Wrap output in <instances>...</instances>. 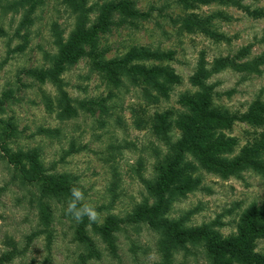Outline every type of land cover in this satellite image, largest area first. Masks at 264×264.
Returning <instances> with one entry per match:
<instances>
[{
	"label": "rangeland",
	"instance_id": "rangeland-1",
	"mask_svg": "<svg viewBox=\"0 0 264 264\" xmlns=\"http://www.w3.org/2000/svg\"><path fill=\"white\" fill-rule=\"evenodd\" d=\"M19 1L0 0V264L162 261L160 232L145 222L121 224L111 244L95 233L92 225L87 226L85 233L95 248L91 253L88 243L74 238L76 218H72L68 203L42 195L39 184L26 181L18 165L8 160V154L19 150L35 153L47 173L67 175L76 191L82 193L77 198L84 210L89 216L95 214L92 221L96 225L109 215L123 218L142 202L152 204L155 197L144 180L154 182L155 167L167 151L154 133V114L169 111V135L176 141L181 129L173 121L186 110L178 101L179 95L200 89L190 81L200 60L209 68L214 58L233 56L246 45H250L249 52L242 60L264 54V16L254 17L234 4L217 1L185 9L179 0H127L144 16L129 17L121 25L98 32L95 42L85 46L87 54L61 74L76 113L59 119L56 86L28 76L26 70L49 66L47 55L57 50L52 27L56 23L67 37L74 15L62 0H29L15 9ZM117 1L88 0L94 7L90 23L96 21L101 4ZM239 1L264 12V0ZM189 12L213 14L211 29L225 34L228 40L185 29L178 22ZM114 15L115 19L119 17ZM141 45L172 51L170 58L141 61L145 67L167 66L179 77V82L171 84L168 96L149 88L141 74L134 84L119 71L116 83L105 68L112 59L118 60L133 46ZM259 69L240 72L227 67L204 80L210 86L211 105L236 116L229 126H216L225 137L236 140L228 157L254 143L264 131V125L242 119L256 100L264 101V64ZM77 101L88 103L87 108ZM41 128L56 130L41 132ZM185 155L195 165L187 174L197 178L196 184L184 194L170 195L164 216L182 219L186 227L211 226L221 237L237 235L246 208L264 203V177L251 169L222 176L201 165L190 153ZM44 203L51 209L49 218L43 217ZM255 250L264 255V238L256 239ZM171 264H211L204 241L174 251Z\"/></svg>",
	"mask_w": 264,
	"mask_h": 264
},
{
	"label": "trees",
	"instance_id": "trees-1",
	"mask_svg": "<svg viewBox=\"0 0 264 264\" xmlns=\"http://www.w3.org/2000/svg\"><path fill=\"white\" fill-rule=\"evenodd\" d=\"M29 0H20L15 3L23 5ZM74 15V25L67 37L54 23L52 30L54 43L57 50L49 56V66L44 68L27 69L26 74L40 82L49 81L56 86V108L59 119L69 118L75 115L76 109L73 99L63 87L61 74L68 66L74 64L87 54L85 46L95 42L98 32H106L111 25H121L128 18L144 16L133 9L127 0L103 3L98 8L96 21L91 24L89 15L94 7L88 4V0H62ZM234 4L248 14L257 17L264 16L262 9H250L239 0H179L185 9L193 8L197 4H209L212 2ZM114 13L119 17L114 18ZM221 16L222 13H219ZM213 14L199 16L189 12L179 20V24L185 29L199 30L210 37L228 40V36L211 29L210 21ZM28 21V20H27ZM250 45L241 47L233 56H219L213 59L209 68L199 62V68L190 78L192 84L199 86L195 93H181L178 101L186 108L177 114L173 123L181 129V135L176 141H171L169 130L172 121L169 111L155 113L152 127L154 133L167 146V151L158 161L156 178L154 182L144 180L147 189L155 197L152 204L142 202L134 207L133 211L123 218L109 215L101 225H96L84 210V206L75 195V184L65 174L47 173L37 159L35 153L19 150L9 152L8 160L18 165L24 179L30 183H38L41 194L54 196L58 201H65L69 205L72 218L75 219V240L89 244V251L95 252L94 245L87 236L86 227L92 225L95 233L99 234L108 243L114 231L121 224H137L145 222L152 229L160 232L159 251L162 261L155 264H171L172 253L178 249H187L188 243L203 240L207 254L210 256L211 264H264V255L255 250V241L264 238V203L261 205L251 204L242 213L241 226L237 235L221 237L219 232L208 225L186 227L182 219H170L164 216L168 210L170 195H181L194 188L196 179H191L187 171L194 170L195 165L187 160L185 153H190L201 165L208 170L218 172L222 176L229 174L237 175L241 170L251 169L264 177V131H262L254 143L243 146L239 153L228 157L234 150L236 140L233 137H225L218 132L216 126L225 127L231 124L232 117L226 112H220L218 108L211 105L210 86L204 80L211 74L221 69L230 67L240 72H259V66L264 64V54L251 60H242L249 52ZM172 51L150 49L143 45L133 46L120 59L115 58L105 66L110 71L113 81L118 83L122 71L134 84L138 83V75L141 74L143 81L149 88L155 89L162 96H168L171 84L179 82V77L167 66L153 65L145 67L142 60L170 58ZM111 64L113 66H111ZM120 67H119V65ZM99 62L95 66L99 67ZM154 100L157 98L150 96ZM82 108H87L88 103L77 101ZM248 122L260 126L264 125V101L256 100L249 111L242 116ZM56 129L41 128V132H54ZM29 164V167L26 166ZM17 167V166H16ZM188 180H184V176ZM169 197V198H168ZM43 217L49 218L51 209L47 203L43 204Z\"/></svg>",
	"mask_w": 264,
	"mask_h": 264
},
{
	"label": "clouds",
	"instance_id": "clouds-1",
	"mask_svg": "<svg viewBox=\"0 0 264 264\" xmlns=\"http://www.w3.org/2000/svg\"><path fill=\"white\" fill-rule=\"evenodd\" d=\"M75 195L79 198L82 196V193L79 192V191H76L75 192ZM77 220H79L81 217L79 215H77ZM90 219L94 220L95 219V214L94 213H91L90 216H89Z\"/></svg>",
	"mask_w": 264,
	"mask_h": 264
}]
</instances>
